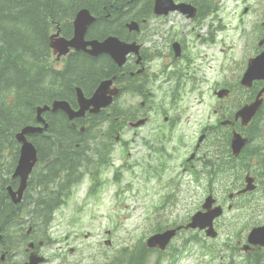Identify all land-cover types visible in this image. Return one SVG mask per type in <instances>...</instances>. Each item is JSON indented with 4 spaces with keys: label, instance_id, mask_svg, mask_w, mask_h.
<instances>
[{
    "label": "flooded vegetation",
    "instance_id": "flooded-vegetation-1",
    "mask_svg": "<svg viewBox=\"0 0 264 264\" xmlns=\"http://www.w3.org/2000/svg\"><path fill=\"white\" fill-rule=\"evenodd\" d=\"M173 1L175 4L187 3L194 6L196 13L193 18L188 19L187 16L176 12L169 13L166 16H156L153 14V2L146 8L136 7L137 11L130 15L123 25L116 28V36L122 43L138 46V53L136 55H127L119 68L111 62L103 65L101 59H99L101 56L95 58V65L89 71L79 75L77 78L79 87H74L80 88L83 96L89 99L102 81L114 79L108 91H117V95L113 98V103H120L121 107L117 109L122 110V116L110 121L109 116L115 112H108L107 110H110V107L101 109L96 113H91L89 110L84 114L83 118L74 121L87 125L96 123L99 120H102L101 123L110 122L112 124V134H115V141H119L122 132L127 130L128 132L132 131L140 140L147 139L152 143L154 142L153 147H151L153 152L151 181L156 203L153 204L154 207L149 220L151 231L145 235H138L137 239L129 242L128 245L122 243V246H119L118 251L114 254H104L100 258L101 264H158V251L146 248V239L153 234L186 225L189 222L190 215L187 209H182V206L192 205L199 207L209 195L218 202L221 201V194L217 190L220 175L216 174V180H211L205 174L204 151L206 139L218 136L220 134L219 128H226L223 136L225 144L230 143L231 137L229 138V135L233 131H239V134L246 138L247 143L245 146H249L258 138V135L253 136V131L256 132L264 128L263 124L261 128L258 125H250L249 123L242 126L241 121L234 118L236 110L232 115L224 111L221 103H224L226 99L218 100V110L213 111L216 114L214 121H211L208 125L197 124L194 133L196 141L191 146L183 149V157L180 159L179 165L175 168L167 165L170 159V151H168L166 145L169 138L168 135L172 128H181L184 124L180 121V115L173 112V110H178V107L168 101L171 93L166 86L169 82H174L182 87L187 82H190L199 87L200 77L197 75L194 57H188V52L184 46V40L188 37L186 30L188 28L191 31L195 30L192 36L195 37L196 43H215L214 36L217 30L220 29V19L217 16L216 4L221 2V0H215V2L210 0L204 11H202L198 0ZM135 13H138V16H135ZM147 13L150 18L149 21L146 20L148 17H145ZM131 21L137 23V30L126 28L125 25ZM262 21H264V17ZM52 35L51 64L54 68L57 64L65 66L68 56L72 54L75 56L79 52L70 51L66 56L59 57L58 53L61 48L59 41L61 38L66 40L69 38L64 37L61 31L52 32ZM261 39L258 40L257 44H259ZM174 42L179 44L180 52L177 55L172 48ZM256 50L257 53L263 51L264 44L259 45V47L256 46ZM162 80H164L165 84L164 89L157 91L158 84ZM263 84V81L253 82V88L250 91H246L247 97H244L242 103L237 105L242 104L241 106H243L255 100ZM254 92L256 93L254 94ZM230 94L231 90L229 89L228 96ZM251 96H253L252 99L248 101ZM58 99L66 100L67 98H56V100ZM263 101L264 94L262 95V104ZM72 104L73 106L76 104L74 110H77V101ZM58 113L61 112H47L44 114V120L48 124V128L52 126L51 119ZM125 116H127L126 121L123 118ZM160 119L162 122L159 121ZM140 120L144 121L143 125L132 130L130 124ZM223 122L228 123L224 125L222 124ZM144 128L145 131L141 132L140 130ZM200 136H203V140L198 143L197 140ZM103 137L109 138L105 134H103ZM260 143L261 147H264V138ZM111 144V140L108 139V145ZM158 148L163 153L162 156L158 155ZM157 157L158 163L155 161ZM49 158L44 156L49 165L39 166L40 174L38 177L39 179L44 178L49 182H53L61 177L62 168L57 156ZM229 161H231L230 158ZM231 173L232 170H230L228 175L224 176L228 185L234 179ZM247 174L251 176L253 183L256 185L255 191H259L260 187L264 185V174L261 176H255L250 172H247ZM18 182V178H11L13 190H16ZM3 197L5 198L4 200L11 199L8 193H3ZM28 197L29 193L26 191L24 199ZM197 210L199 208H196L193 212ZM12 218L23 222V224L16 235L11 232L6 235L0 234V264H23L31 253L44 257L42 250L48 245L39 238L47 239L48 229L46 231L43 230L37 223L28 224L31 220L30 216L23 217L20 212L0 214V222H4L5 227H8V231L11 230ZM25 225L27 226L26 229ZM202 234V232L180 229L176 231L172 243L175 242V244L182 245L184 236L196 235L202 237ZM107 244L106 249L112 248L111 243ZM240 244L241 241H237L236 245L232 246L235 249L232 250V254H227L225 260H220L216 264H264V248L251 247V249L243 252ZM14 246L17 251L14 250ZM82 257L77 250H73L70 247L64 250V247L59 246L53 256L56 263L51 264H75L82 260ZM44 264H48V259L45 258Z\"/></svg>",
    "mask_w": 264,
    "mask_h": 264
},
{
    "label": "rangeland",
    "instance_id": "rangeland-1",
    "mask_svg": "<svg viewBox=\"0 0 264 264\" xmlns=\"http://www.w3.org/2000/svg\"><path fill=\"white\" fill-rule=\"evenodd\" d=\"M211 1L215 2V0ZM209 2L210 0H206V3ZM142 3L144 4V0ZM216 8L220 19V29L214 36L216 44L204 42L203 51L192 53L199 71L198 75L203 82L199 87L190 82L182 87L174 82H169L166 86L171 93L168 101L178 107V110L173 112L180 115V121L184 124L181 128H172L168 135L167 149L173 154L167 165L172 168L179 165L183 157V149L195 142L196 125H208L216 118L213 111L218 110V99L213 95L214 91L231 90V94L225 97L226 101L221 103L224 111L229 114L234 112L237 104L242 103L245 97V93L238 88V85L247 61L257 53L256 46L262 31L260 23L264 17V0H221L220 4H216ZM245 8L247 12L243 14ZM131 14L126 15L123 20ZM191 38L189 36L186 45L191 40H195V37ZM187 51L190 54V50ZM73 66L75 68V61ZM158 85L157 91L163 90L164 80ZM78 92L86 101L80 89H77V97ZM60 94L67 95L65 90ZM119 107H121L119 102L111 106L112 109ZM140 131L144 132V129ZM263 138L264 134L252 143V147H259L258 153L262 152L260 141ZM153 143L147 139L140 140L132 131L124 130L121 141H115L113 144L108 164L100 168L98 175H95L94 169H90L94 181L90 182L84 178L71 189L65 204L53 214L47 239L39 238L48 245L42 250V254L48 259V264L56 263L53 256L59 246L64 247V250L70 247L80 252L83 256L82 260L75 264H101L100 258L104 254H114L122 243L128 245L138 235H145L151 231L149 220L152 205L156 203L150 181L152 167L150 150ZM224 144L221 135L209 137L206 139L205 151L211 152L217 160ZM65 149L68 150L67 145ZM157 153L159 156L163 154L159 148ZM157 159L158 157L155 159L156 162ZM11 162V159H7L8 165ZM217 190L221 194L225 192L221 190V184L217 185ZM255 193L260 195L258 190ZM260 203V209H256L252 215L257 217L255 222L262 225L264 198ZM197 207L187 205L182 206V209H187L191 214ZM223 212L216 225L219 235L215 241L184 237L182 247L175 242L169 246V250L173 251L172 257L157 256V262L216 264L217 261L225 260L228 250L224 249L221 252L219 246L223 243L235 244L237 238H233L231 232H242L245 236L251 224H245L249 211L227 210L226 205ZM106 232H109V235ZM239 238L242 241V238ZM105 240L111 242L112 248L106 249ZM203 245L207 249H204ZM213 246H215L213 251L218 252L216 256L210 252Z\"/></svg>",
    "mask_w": 264,
    "mask_h": 264
},
{
    "label": "trees",
    "instance_id": "trees-1",
    "mask_svg": "<svg viewBox=\"0 0 264 264\" xmlns=\"http://www.w3.org/2000/svg\"><path fill=\"white\" fill-rule=\"evenodd\" d=\"M116 1V2H115ZM128 0H0V174L8 175L12 169L7 159L16 160L18 147L13 140L14 133L26 125H35V109L40 105H49L56 98H67L74 103V79L69 78L65 91L58 87L42 86L43 66L49 53V30L56 26H68L67 23L80 8H87L97 14L102 7L114 6L108 20L102 22L111 25L115 19L117 7H125ZM107 19V18H106ZM93 28V26H92ZM91 28V29H92ZM90 29V30H91ZM115 30L109 28V33ZM259 111L255 118H263ZM50 122V121H49ZM49 135L34 134L29 139L37 149L39 160L42 156H51L58 152L59 134H68L70 128L61 113L51 119ZM57 140V144L53 141ZM258 150H256L257 152ZM255 150L246 152V158L254 155ZM43 154V155H42ZM244 165L243 162H240ZM37 178V168L33 172ZM1 203V202H0ZM56 203L39 198L37 208L47 211L56 208ZM10 212L13 208L7 205ZM50 221V219H49ZM48 219L45 220V223ZM1 224V222H0Z\"/></svg>",
    "mask_w": 264,
    "mask_h": 264
},
{
    "label": "water",
    "instance_id": "water-1",
    "mask_svg": "<svg viewBox=\"0 0 264 264\" xmlns=\"http://www.w3.org/2000/svg\"><path fill=\"white\" fill-rule=\"evenodd\" d=\"M172 4H170V0H155L154 12L156 14H165L168 12ZM94 21V18L89 14V12L85 9L78 11L73 20L74 25V38L62 45L63 51L62 54L66 52L67 48H74L75 50H85V45L83 42V36L86 32V28L90 26ZM87 45L91 46V49L88 51L92 55L98 54H106L112 60L116 61L118 65H121L123 57L133 52L134 45H125L121 44L117 41L116 38H108L102 42L93 41L87 43ZM253 80H264V52L258 55L256 58L252 59L248 64V68L242 76L240 84L243 86L251 85ZM102 90V86L99 88ZM98 90V91H99ZM264 92V87L261 90L260 94ZM226 94V93H224ZM223 93L218 94L221 98L224 96ZM97 93L93 96L92 100L84 101L83 98L80 97L78 92V101L80 105V109L77 113H72L68 109L67 105L62 102H55L53 104L52 110H64L69 119H72L76 116H82L85 110L89 105L94 106L96 109L98 108L96 101ZM96 101V102H95ZM84 102V104H82ZM108 104V103H106ZM258 107V103H253L249 106H245L242 108L236 116L240 117L244 122H247L256 112ZM48 110L46 106L43 108H37V122L42 123V119L40 114L44 111ZM41 127L36 126H27L22 128L16 135L15 140L19 143V156L17 160L16 167L13 172V177H18L20 180V184L16 193H13V202L17 203L20 201L22 192L26 186V181L28 176L36 163V151L33 145L27 141L26 136L34 133H41ZM240 136L237 134H233V141L231 144V148L234 154H237L239 150L242 148L244 142L239 138ZM10 191V188H8ZM17 195V198H15ZM221 211L218 209L208 210L205 213L199 212L192 217V222L188 225L191 228H199L206 230V235L214 238L216 236L215 231L212 228V220L219 216ZM174 231H168L160 235L152 236L147 241L148 247H157L159 249H164L170 239L173 237ZM248 244L264 246V226L253 228L248 235ZM42 262V259L38 258L36 261L32 258H29V263L27 264H38Z\"/></svg>",
    "mask_w": 264,
    "mask_h": 264
}]
</instances>
